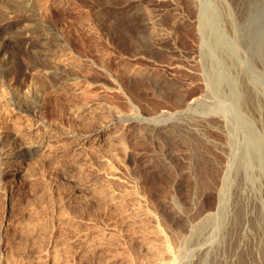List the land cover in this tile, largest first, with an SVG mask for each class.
Wrapping results in <instances>:
<instances>
[{
    "label": "rangeland",
    "instance_id": "rangeland-1",
    "mask_svg": "<svg viewBox=\"0 0 264 264\" xmlns=\"http://www.w3.org/2000/svg\"><path fill=\"white\" fill-rule=\"evenodd\" d=\"M236 1L227 0L240 21ZM202 2L31 0L27 10L0 0V264H186L197 248L223 239L219 217L191 243L187 230L225 200L233 212L241 203L245 221L227 235L220 257L238 249L243 264H264V221L253 224L256 201L264 202L260 171L240 182L242 191L230 184L220 193L212 169L225 142L216 119L229 104L207 88L206 73L235 72L204 60ZM257 23L256 53L238 44L237 57L264 88V11ZM41 25L60 33L54 54L39 43ZM217 28L232 38L227 25ZM46 70L53 71L47 80L32 78ZM206 90L204 103L182 111ZM21 107L55 128L52 148L16 147ZM227 117L235 146L245 143L235 112ZM109 122L115 126L105 132ZM155 123L170 131L152 134ZM163 232L177 239L176 258Z\"/></svg>",
    "mask_w": 264,
    "mask_h": 264
},
{
    "label": "bare ground",
    "instance_id": "bare-ground-1",
    "mask_svg": "<svg viewBox=\"0 0 264 264\" xmlns=\"http://www.w3.org/2000/svg\"><path fill=\"white\" fill-rule=\"evenodd\" d=\"M6 1H11L13 4H15L16 7L23 4L25 9L29 10L31 8V0ZM202 1L203 2L201 6L203 12L200 16V32L202 36L201 40L203 41L204 46V60L209 59L212 61V64L215 63L221 66L222 68L235 72V75H231L228 73L226 75H220L215 74L213 69L209 67L206 73L207 78L209 80L207 88L211 90V93L214 94L215 98L218 100L219 103L229 104L225 108V114H221L220 116H218V119H216V122L218 123L219 127L218 130L225 137V142H223L220 146L223 160L221 162L214 163L212 165V169L215 175L217 176L216 178L219 177L221 179L222 186H220L221 188L218 190L220 193H222L223 190L225 192L227 186L230 184H234V187L237 189V191H242L240 182L242 180L253 181L254 176L252 173L254 170L260 171L259 174L263 179L262 182L264 181V88H262L258 81L253 80L248 74V72L245 70V68L240 64L237 57V45L244 43V45L247 46L252 53H256L257 45L255 43V33L256 27L258 26L257 22L259 20L260 14L264 11V0H237L235 7L237 8V13L240 15V21L236 20V14L234 15L230 12L227 0H211L212 2L210 4L209 2H205L204 0ZM19 8H21V6ZM24 8L23 10H25ZM224 24L227 25L228 28L233 32L232 38H229V36L226 34V31L222 28ZM217 27H220L222 29L218 30ZM41 29L43 32V36L40 37L39 41V43H41V47L47 49L48 51H45H47L48 54H54L55 52L60 50V47H58L59 41L61 40L60 33L58 34L53 28H49L44 25H41ZM60 45L61 44H59V46ZM68 50V48L62 49V51L66 52L64 53L65 55L70 53L68 52ZM64 61L62 58L57 59V63L62 68L66 67L67 65ZM64 70L66 71V68ZM52 74V70H46L42 74H39V72L38 75L32 74V78L38 81V78L36 76H43L47 80L52 76ZM45 79L42 80L41 88L46 91L47 89H49L50 85L45 82ZM34 84L35 81L31 79V84H29L31 87L29 86V88H33L32 86ZM29 88H27V91H30ZM209 90H206L200 95H197L196 97L191 99V101L184 103L182 105V111H186L187 109L193 108L198 104L204 103L206 101V96L209 93ZM229 111L235 112L238 124H241L240 126H242L244 129V132H242L245 133V143L241 144L240 142V145L238 146H235L236 142L234 138L236 136L233 137V134L237 131L233 124L230 123V120H228L227 117V112ZM168 113V111H165L163 114L168 115ZM19 121V133L18 131L17 133L14 131L16 134H14L12 138L10 137L12 140L14 139V141L18 142L16 144V147L22 145L23 143V145L26 144L32 146L40 152L44 151V148L48 149L54 145V141L58 137V133L53 131L55 128L50 123H48L46 119L38 113L37 110L22 108L19 114ZM152 125L153 126L150 125L151 127H149V132H151L152 134L157 132L158 130H162L165 133L170 131L168 128H166L164 124L157 125L155 123ZM114 126L115 125L113 122L104 124V126L101 125V127L105 129V132H109L108 130H110ZM116 130L117 129H115V131ZM2 133L3 128L0 130V137H2ZM49 134H51L50 138ZM104 136L105 134H102L99 136V138ZM231 177H234L237 183H232L233 179ZM112 195L113 194H111V196L109 197H112ZM256 202V212L253 216V224L255 226H260V223L263 224L262 221H264V202L262 199ZM234 203L233 209H235V213L233 212V210H230V207L233 206H230L229 202L225 200L221 204L217 213L214 214L211 212H204L198 218H195V220H197L194 221L187 230V240L190 241V243L195 237L198 236V234L203 230L206 225L211 224L214 219H218V217L220 218L219 220L222 221V229L226 230V232L223 239L218 240L216 243H214L215 245L201 246L197 248L194 256L190 258L186 262V264H243V260L240 258L241 253L239 254L238 249L233 254V257L230 259L220 257L221 250L222 247L225 245L227 235L231 234L234 226H237L239 223H242L244 217V211L242 209L243 206L241 205V203H239V201H235ZM226 218H234L235 223L232 220L234 224L229 227V225H226L224 223ZM162 234L163 237H165L166 239V242L164 243L165 249L171 257L176 258V251L174 250V248L175 243L178 242L177 239H172L166 232H163ZM6 247L7 246L4 245L5 249ZM163 260L164 258L161 260V262Z\"/></svg>",
    "mask_w": 264,
    "mask_h": 264
}]
</instances>
